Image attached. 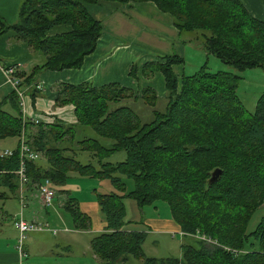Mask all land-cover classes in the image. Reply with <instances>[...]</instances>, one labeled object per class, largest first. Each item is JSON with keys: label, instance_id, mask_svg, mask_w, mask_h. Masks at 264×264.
<instances>
[{"label": "trees", "instance_id": "trees-1", "mask_svg": "<svg viewBox=\"0 0 264 264\" xmlns=\"http://www.w3.org/2000/svg\"><path fill=\"white\" fill-rule=\"evenodd\" d=\"M108 1H152L172 16L180 33L196 32L192 38L234 71L212 72L204 64L178 78L173 66L183 58L177 54L144 63L143 74L160 71L166 88L162 110L153 89L141 90L138 98L151 107V120L145 122L131 106L137 95L118 82L58 83L57 104L73 105L76 123L68 125L23 119L12 88L0 98V140L18 141L9 156L0 157V187L14 192L19 186L15 171L23 138L39 153L24 162L27 187L49 179L58 192L67 193L65 184L75 176L108 182L109 190L96 192L106 227L90 240L100 264H128L130 258L142 264H264V216L246 231L264 196V92L253 111L237 94L242 71L264 70V20L253 17L240 0H22L18 22H0V34L12 29L17 40L42 53L44 62L29 74L14 67L17 89L33 86L42 70L79 69L102 33L101 21L87 5ZM136 70L131 65L129 74L135 77ZM80 126L111 143L86 136L77 146L72 133ZM79 151L91 153L96 165L75 159ZM120 151L124 160H105ZM216 169L219 174L209 182ZM126 198L141 209L161 200L182 232L212 241L182 244L180 257L146 256V233L124 229ZM66 208L77 226L87 228L88 217L74 199L66 200Z\"/></svg>", "mask_w": 264, "mask_h": 264}, {"label": "crops", "instance_id": "crops-1", "mask_svg": "<svg viewBox=\"0 0 264 264\" xmlns=\"http://www.w3.org/2000/svg\"><path fill=\"white\" fill-rule=\"evenodd\" d=\"M21 1L0 0V18L8 21L10 16L7 13H11L13 17L17 16ZM240 1L253 17L264 20V0ZM87 9L95 19L101 21L102 26V33L94 51L85 56L79 69L45 71L40 74L39 80H33V86L24 88L27 113L31 117L39 118L41 122L53 123L60 120L66 125L76 123L73 105H60L56 102V88L60 82L71 84L86 82L94 86L118 82L137 95L136 100L131 101L132 107L141 106V98H138L141 90L144 87H150L155 91L159 101L164 102L166 96L164 77L162 81L158 75L160 73L157 72L150 78L143 77L141 65L153 61L155 58L158 60L159 57L177 54L183 58L181 64L173 66V70L179 78L185 74L183 73V64L190 58L187 48L193 47L192 40L194 42L199 40V38L198 40L192 38V35H187L185 41L189 42L183 44L181 33L174 25L172 16L159 10L152 1L125 4L108 1L87 5ZM199 46L204 50L203 45ZM206 58L209 57L206 55ZM43 62L44 57L40 53L32 51L24 42L17 40L13 30L8 29L0 34V98L5 97L12 90V85L3 69L5 65L15 64V69L29 74L35 65H40ZM131 65H135L137 69L136 77L129 74ZM157 87L160 89L159 91ZM261 89V92L255 96V104L259 95L264 92V85ZM241 101L243 102V100ZM80 181L83 179L76 177L68 180L65 184L67 193L58 194L57 189L52 187L55 197L52 203L47 206H43L39 202L36 186L27 187L25 184H19L14 190V194L19 204L20 197L23 196L25 200L26 206L22 210L25 220L48 223L49 228L33 231L34 233L30 232L26 236L24 240L25 255L22 256L16 246L18 232L13 227V217L11 219V217L5 216V221H3V217L0 216V264H100L91 249L90 240L95 234L105 229L106 220L101 214L96 193L84 192L82 188H74ZM88 184L95 185L97 188L101 181L95 179V181H89ZM68 198L74 199L78 207L77 210L88 217L86 222L84 221L88 224L87 228L77 226L72 220L70 212L66 208ZM260 207L264 210V196L263 202L258 208ZM67 214L70 215L71 223L68 221ZM153 219L166 220L165 227H176L179 229V233L181 232L170 215L162 219L152 218L151 220ZM6 221L11 222L15 234L2 229L7 225ZM80 224L83 225V223ZM52 229L56 232L54 233ZM124 229L132 230L125 226ZM171 233L173 235L176 232ZM81 238L86 239L87 244L84 240L79 241Z\"/></svg>", "mask_w": 264, "mask_h": 264}, {"label": "rangeland", "instance_id": "rangeland-1", "mask_svg": "<svg viewBox=\"0 0 264 264\" xmlns=\"http://www.w3.org/2000/svg\"><path fill=\"white\" fill-rule=\"evenodd\" d=\"M18 11H19V7H18ZM18 11H17V16L14 15V17L13 15H11V13H7L10 16V19H7L8 21H6L0 18V22L5 23L7 25H11L13 23L18 22L19 20ZM193 33H196V32H182L181 33V40L183 41V44L189 42V41H185V37L187 35H192L193 37ZM194 39L198 40L196 38ZM192 42H193L192 43L193 47L189 46L187 48V53L189 54L190 58H188L186 62L183 64V73L192 74L193 72L198 70L199 67L202 66V64H206L208 66V70L212 72L217 71V70L234 71V69L231 66L222 63L218 58H216L212 54L207 53L205 49L203 50L201 46H199V45H202V41L200 39L197 42H194L192 40ZM203 53L205 54L203 55ZM206 55L209 58H206ZM155 59L153 61H156V62L162 61L160 57L158 60H155ZM143 65L141 66L143 67ZM142 67H141V74L143 77L150 78L157 72V73H160L158 75H160V79L163 81V76L160 71H154L150 75H144L142 71ZM45 71H50V70H42L40 72H37L34 76V79L39 80L40 74ZM241 73H242L243 79L239 81V84L237 87V94L240 96L241 100H243L246 108L249 111H253L255 108V103H254L255 96L256 94H259V92H261L262 90L261 88L264 85V70L260 68L246 69L242 71ZM157 90L159 91L160 89L157 87ZM60 105H64V104H60ZM147 105L141 103V106L132 107L135 110V112L139 115L140 120L143 122L151 120L150 119L151 118L150 116L151 107ZM157 108L161 110L164 108L163 101L158 102ZM72 134L74 135L75 144L79 147H80L79 140L84 139L86 136L98 138L105 145L111 143L109 139L99 138L94 131H92L90 128L85 127V126H80V128L78 129L75 128ZM17 141H18L17 137H8L5 139H1L0 140V151L4 149L14 148L17 144ZM74 157L75 159L79 160L82 163L90 162L96 165V158L92 156L91 153L89 152L79 151ZM124 158H125V153L120 151V152H115L111 154L105 160L111 161V162H119V161L124 160ZM72 176H75V175H72ZM75 177L79 179L82 178L78 176H75ZM82 179L83 181L77 182L74 188H82L84 192L89 191V192H94V193L100 192L102 190H109L110 186L106 184L108 182L102 181L101 184L97 186L98 188L97 189L95 188V185L90 186L88 184L89 181H95V178H82ZM60 193L61 192H58V194ZM124 203L126 207L125 219L127 221L125 223V227L130 228L132 230H141L146 233V238L143 243V252L146 256L158 257V258L159 257H180L181 252H182L181 251L182 244H190L193 246H198L199 240H201L200 237L193 236L190 234H185V233L180 234L179 229L176 227H172V226L165 227L164 225H166L167 223L166 220H157V219L151 220L152 218L162 219V218L169 216V209L165 202L158 200L152 205H145L142 209L139 208L136 202L130 198L124 199ZM19 210H20L19 201L17 202L14 192H12V190L7 189L5 187H0V216L3 217L2 220L5 221L4 220L5 216L10 217V216L18 215ZM263 214H264V210L261 207L256 209L251 214L248 224L246 226L247 232H250L255 229L258 222L261 221V217ZM67 216H68L69 223H71L70 215L67 214ZM6 222H7V225L3 226L2 229L12 234H15L14 228H13L14 226L12 227L11 222L10 221H6ZM171 232H176V233L172 235ZM83 240L85 241V244H87V241L84 238H81L79 241H83ZM128 264H142V260L136 259V258H130Z\"/></svg>", "mask_w": 264, "mask_h": 264}, {"label": "built area", "instance_id": "built-area-1", "mask_svg": "<svg viewBox=\"0 0 264 264\" xmlns=\"http://www.w3.org/2000/svg\"><path fill=\"white\" fill-rule=\"evenodd\" d=\"M14 67H15V65H6L5 67H3V69H4V72L8 76V80L11 83L12 88L16 89V91H17V94L19 97V104H20L22 114H23V119H27V120L30 119L34 123H38V122H40L39 118H36L35 116L31 117L27 113L24 90L23 89H17L19 79L12 75ZM11 153H12V150H10V149L1 150L0 151V157L9 156ZM19 154H20L19 155L20 156L19 168L15 171V174L18 176L19 184L24 185V183L26 182L24 162L27 159H32V160L37 159L39 157V153L31 150L24 143L23 138H22L21 143H20V147H19ZM37 192H38L39 202L43 206L50 205L52 203L54 197H55V191L52 188L49 179H45L37 185ZM19 206H20L19 214L13 216V223H14V227L16 228V230L18 232V239H17V245H16L17 249H18V252L22 256H24L25 255L24 240L26 238V235L30 232H33V231L45 230V229L49 228V225H48V223L25 220V218L22 215V210L26 206V203H25V200L23 199V196L20 197ZM15 216H17V217H15ZM52 231L54 233L56 232V230H54V229H52ZM180 233L183 234L184 232L181 231ZM190 235L200 237L201 240H207L209 242L212 241L209 238H206L204 236H199L198 234H190Z\"/></svg>", "mask_w": 264, "mask_h": 264}, {"label": "water", "instance_id": "water-1", "mask_svg": "<svg viewBox=\"0 0 264 264\" xmlns=\"http://www.w3.org/2000/svg\"><path fill=\"white\" fill-rule=\"evenodd\" d=\"M220 170L216 169L212 172L211 178L209 179V182L213 181L217 175L219 174Z\"/></svg>", "mask_w": 264, "mask_h": 264}]
</instances>
